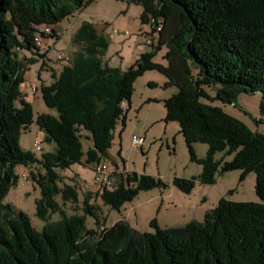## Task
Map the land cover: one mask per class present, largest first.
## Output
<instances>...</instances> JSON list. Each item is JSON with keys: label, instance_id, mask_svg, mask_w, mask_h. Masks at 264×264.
I'll use <instances>...</instances> for the list:
<instances>
[{"label": "trees", "instance_id": "16d2710c", "mask_svg": "<svg viewBox=\"0 0 264 264\" xmlns=\"http://www.w3.org/2000/svg\"><path fill=\"white\" fill-rule=\"evenodd\" d=\"M89 1L0 0V264H264V135L198 101L202 85H217L214 99L226 104L237 94L257 92L256 121L264 123V0H122L140 4L141 23L163 19L157 45L166 48L165 64L150 62L154 52L146 51L123 71L101 63L106 38L91 23H80L72 34L77 49L69 62L49 72L50 83L38 86L43 105L56 115L34 117L44 141L54 144L52 151L36 157L17 142L32 118L18 90L22 71L37 60L39 69L45 66V52L34 46L33 36L40 34V26L55 25ZM170 26L174 29L163 40ZM22 51L38 59L18 57ZM146 69L163 75L164 88L177 89L163 100V122L177 123L188 159L200 165L196 176H174L170 185L187 194L195 182L211 185L230 170L239 171L242 181L251 172L258 201L221 197L200 221L159 228L151 218L152 231L144 232L122 218L104 226L89 194L78 200L60 171L70 163H97L106 155L115 121L124 116L121 104L129 101L133 81ZM80 129L90 142L84 152ZM194 143L206 145L203 157L194 155ZM30 165L36 168L28 177L39 190L34 214L44 222L40 231L30 226L25 213L2 203L16 184L14 167ZM111 183V188H99L97 196L115 210L141 190L168 186L159 177L128 172H115ZM52 213L58 216L55 222L49 221ZM85 216L96 230L85 228Z\"/></svg>", "mask_w": 264, "mask_h": 264}, {"label": "rangeland", "instance_id": "374dc122", "mask_svg": "<svg viewBox=\"0 0 264 264\" xmlns=\"http://www.w3.org/2000/svg\"><path fill=\"white\" fill-rule=\"evenodd\" d=\"M141 12L142 8L137 2L91 0L81 10L60 19L51 26L52 35L40 37L39 52H45V66L39 69V60L26 64L22 71V81L28 82L30 86L29 88L23 87L22 84L18 86L23 99L28 102L32 111L30 124L25 130L20 131L17 137L21 150H27L38 157L41 152L52 151L54 147L53 143L44 141L41 130L34 122V117L40 113L56 115L54 109L43 105L38 86L50 83L51 70L56 73L61 69L62 64L53 60L56 52L71 55L77 49L72 34L80 23H91L94 29L106 38V48L102 52L100 61L107 67H116L123 71L137 60L140 53L146 51L154 52L150 62L165 64V44L157 45V35L151 36L149 33L151 23L139 21L138 16ZM169 28L170 31L173 29L172 26ZM112 29L119 30L121 35H112ZM147 38L150 39V43L145 42ZM18 57L36 58L29 51L20 52ZM191 72L195 74L196 70L191 68ZM163 81L162 74L149 69L135 78L129 101L121 104L124 113L122 122L120 119L115 121L110 147L106 150L105 156L98 157V162L105 164L111 170L110 185L108 184L106 188L112 187L111 182L117 169L159 177L167 183L165 189L141 190L131 201L123 203L115 210L102 204L97 196L99 188L92 183V167L96 162L70 163L67 168L60 171L63 180L76 189L79 201L84 194H89V203L98 207L97 212L99 217L104 219V226L122 218L130 227L138 231L151 232L152 229L148 227L151 218H155L159 228L181 226L188 220L200 221L203 213L213 208L216 200L221 197L235 201H258L253 192L254 174L251 172H247L244 179L238 181L239 171H227L217 175L211 185L195 182L191 192L187 194L170 185L174 176L182 178L196 176L200 165L188 159V151L178 132L177 123L163 122V100L177 91L174 86L164 88ZM217 87V85H202L203 96L198 97V101L218 107L252 131L264 135V123L256 121L259 118V93L237 94L232 103L226 104L219 98L214 99ZM85 134H87L85 130H79V141L83 152L90 147L89 140L84 137ZM131 135L141 137L142 142L138 148H132ZM34 142L37 143L39 151L34 150ZM192 148L194 155L199 158L203 157L206 151V145L203 143H194ZM219 155V153L215 154V158ZM229 158L226 157L225 160ZM35 170L34 165L15 166L13 171L17 176L16 184L7 190L2 203H9L25 213L30 226L40 231L44 222L34 214V202L39 190L28 177V173ZM229 190L231 193H227ZM56 200L60 202L58 198ZM64 209L67 213H73L69 204H66ZM56 220H58L57 214L52 213L49 221ZM99 222H101L100 218ZM84 225L86 229L96 230L93 219L89 216H85Z\"/></svg>", "mask_w": 264, "mask_h": 264}, {"label": "built area", "instance_id": "2783aa9c", "mask_svg": "<svg viewBox=\"0 0 264 264\" xmlns=\"http://www.w3.org/2000/svg\"><path fill=\"white\" fill-rule=\"evenodd\" d=\"M152 20H153V27L150 26L149 33L151 36L152 35H158L162 29V24H161L162 20H156L154 18H152ZM38 31L40 34L36 33L33 36L32 42H33L34 46L39 49L40 48V44H39L40 37L41 36H46V37L50 36L52 33V29H51V26L44 24L38 28ZM111 34L112 35H117V34L121 35L120 31L117 29H112ZM145 42L150 43V39L147 38L145 40ZM70 57H71V55H68L66 53L58 51V52H56L53 60L55 62L62 64V65H65L66 63L69 62ZM21 84L25 88H29V86H30L29 83L26 81H23ZM30 91H33V89H30ZM141 142H142L141 137H136L134 135L130 136V143H131L132 148H134V149L138 148L139 144ZM33 147H34L35 151H39V147H38L37 143L34 142ZM115 171H116V173H118V172L119 173H126V171H124V170H117L116 169ZM92 172H93L92 183L94 186H96L97 188H101V187L107 186L109 184V179L111 178V170H109L105 164H103L101 162L95 163L92 167Z\"/></svg>", "mask_w": 264, "mask_h": 264}, {"label": "crops", "instance_id": "0c3cea01", "mask_svg": "<svg viewBox=\"0 0 264 264\" xmlns=\"http://www.w3.org/2000/svg\"><path fill=\"white\" fill-rule=\"evenodd\" d=\"M161 23H162V26H163V19H162ZM75 28H77V27H75ZM170 29H171V28H168V30L165 31V33L163 34V36H162V39H163V40H165V38H167V37L169 36V34L171 33V31H173L174 28H173L171 31H170ZM157 39H158V40L161 39L160 34L157 35ZM216 154H217V153H216ZM214 157H215V156H214ZM197 158H199V157H197Z\"/></svg>", "mask_w": 264, "mask_h": 264}, {"label": "bare ground", "instance_id": "6f19581e", "mask_svg": "<svg viewBox=\"0 0 264 264\" xmlns=\"http://www.w3.org/2000/svg\"><path fill=\"white\" fill-rule=\"evenodd\" d=\"M150 23H151V25L153 26V20L152 19H150V21H149Z\"/></svg>", "mask_w": 264, "mask_h": 264}]
</instances>
